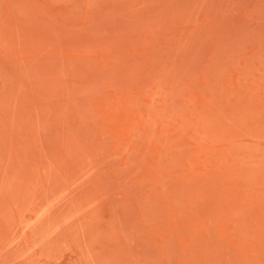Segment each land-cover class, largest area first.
Here are the masks:
<instances>
[{
	"label": "rangeland",
	"instance_id": "obj_1",
	"mask_svg": "<svg viewBox=\"0 0 264 264\" xmlns=\"http://www.w3.org/2000/svg\"><path fill=\"white\" fill-rule=\"evenodd\" d=\"M0 264H264V0H0Z\"/></svg>",
	"mask_w": 264,
	"mask_h": 264
}]
</instances>
